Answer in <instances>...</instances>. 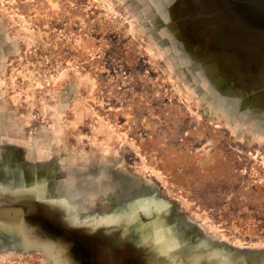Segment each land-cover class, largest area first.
I'll list each match as a JSON object with an SVG mask.
<instances>
[{"label":"rangeland","instance_id":"obj_1","mask_svg":"<svg viewBox=\"0 0 264 264\" xmlns=\"http://www.w3.org/2000/svg\"><path fill=\"white\" fill-rule=\"evenodd\" d=\"M235 15L0 0V264H264V36Z\"/></svg>","mask_w":264,"mask_h":264},{"label":"flooded vegetation","instance_id":"obj_2","mask_svg":"<svg viewBox=\"0 0 264 264\" xmlns=\"http://www.w3.org/2000/svg\"><path fill=\"white\" fill-rule=\"evenodd\" d=\"M207 2V0H206ZM228 7L233 10L235 17L242 18L243 22L254 23L260 35L264 36V0H225ZM203 2H200V10Z\"/></svg>","mask_w":264,"mask_h":264}]
</instances>
